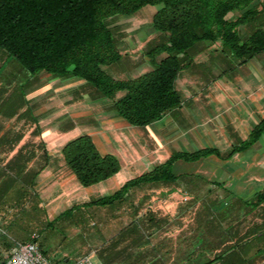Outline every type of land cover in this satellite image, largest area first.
Returning a JSON list of instances; mask_svg holds the SVG:
<instances>
[{
	"label": "crops",
	"instance_id": "0c3cea01",
	"mask_svg": "<svg viewBox=\"0 0 264 264\" xmlns=\"http://www.w3.org/2000/svg\"><path fill=\"white\" fill-rule=\"evenodd\" d=\"M120 54L121 61L129 62L127 53ZM140 60L137 63L146 67L135 77L151 69L147 58ZM239 66L224 71L226 59L217 50L208 49L198 54L192 65L180 71L175 80L181 105L159 121L140 128L121 119L113 110L111 100L91 95L84 82L52 78L46 92L50 100L49 108L43 111L45 118L33 114L38 127L33 135L44 143L48 155L35 183L37 195L44 202L42 214L53 221L63 214H74L81 205L85 213L96 209L105 215L114 211L111 224L99 231L98 260L103 264L102 257L107 264H187L186 250L211 241L208 230L213 228L189 225L184 212L167 207L176 195L167 187L169 184H161V188H157L160 184L132 187L122 200L106 206L87 203L114 194L126 182L165 162L172 153L190 154L207 149L216 153L172 164L171 171L177 165L180 170H184L185 165H194L195 176L201 177L177 179L176 182L185 186L181 192L192 195L193 199L211 198L213 201L219 194L252 201L257 193L264 192V129L255 142L248 144L251 132L264 119V66L256 56ZM241 66H246V70ZM34 127L24 137H29ZM51 128L55 130L50 131ZM80 135H88L100 154H110L117 159L119 171L114 176L82 187L67 170L60 150L66 142ZM49 137L52 139L48 141ZM192 183L193 187L188 188ZM143 190L146 193L143 192L141 199L157 202L137 210L140 198L134 201L133 194ZM261 209L264 204L258 207ZM140 217L153 219L151 223L146 220L144 227L129 225ZM48 235L50 239L51 234ZM46 241L47 237L39 243L45 254L50 247ZM52 252L54 259H49L54 263L69 262L66 250L53 248ZM261 262L264 264V259Z\"/></svg>",
	"mask_w": 264,
	"mask_h": 264
},
{
	"label": "trees",
	"instance_id": "16d2710c",
	"mask_svg": "<svg viewBox=\"0 0 264 264\" xmlns=\"http://www.w3.org/2000/svg\"><path fill=\"white\" fill-rule=\"evenodd\" d=\"M146 6L159 7L152 16L156 37L144 47L151 69L134 78L118 79L107 71L122 58L110 22L117 16H132ZM231 13L235 15L228 18ZM208 49L219 51L226 59L224 71L233 68L229 57L239 66L264 53V0H0V56L11 59L15 71L26 72L32 84L42 74L80 80L91 95L111 100L116 114L133 127L159 121L181 105L175 80L180 71L192 65L195 56ZM7 114L23 120L15 134L0 129V164L33 125L31 135L38 131L25 97H15ZM263 129L264 119L251 132L248 144L255 142ZM37 148H41L44 162L40 169H44L48 155L42 141L34 149L24 141L7 159L9 176L22 185H32L39 174L28 166ZM210 153L216 152L172 153L150 172L87 205L120 201L129 189L140 184H175L178 176L171 171L175 161H193ZM60 154L82 187L102 182L119 171L117 159L100 154L88 135L66 142ZM4 197L5 165L0 166V203ZM252 204L255 208L264 204V192L257 193ZM3 236L0 233V238ZM2 242L5 244V239Z\"/></svg>",
	"mask_w": 264,
	"mask_h": 264
},
{
	"label": "rangeland",
	"instance_id": "374dc122",
	"mask_svg": "<svg viewBox=\"0 0 264 264\" xmlns=\"http://www.w3.org/2000/svg\"><path fill=\"white\" fill-rule=\"evenodd\" d=\"M158 8V6H146L132 16H117L111 20L110 25L113 27L117 49L119 52L127 53L126 56L129 60V62L124 60L109 67L107 71L111 75L118 79H129L145 69V64L137 62L145 57V49H142L143 45L145 47L148 41L156 37V32L152 28V16ZM234 15L235 13H231L228 18ZM256 58L264 66V56L259 54ZM228 60L233 65V68L229 71L240 67L234 65L235 59L232 57H229ZM14 67L11 59L6 60L5 57L0 56V129L2 128L5 132L8 130V134L11 135L16 133V128L23 120V117L16 120L17 118H12L13 116L7 114L11 101H14V98L18 96L25 97L29 103V109L33 111V114H39L38 117H41L45 114L43 111L49 108L50 96L46 92H48L49 83L52 79V77L42 74L39 78L41 83H38L37 79L32 84L30 82L31 77L26 72L23 70L17 72ZM241 68L246 70L247 67L241 66ZM23 87L24 90H22ZM6 95L9 97H5ZM41 118L44 119L45 115ZM7 122H9V125H7ZM53 130L55 129L51 128L50 131ZM45 133H48V131ZM46 139L49 141L52 137ZM23 141L29 142L30 149H34L35 144L39 142L35 135L24 137L12 153L7 156L8 158L17 151ZM34 152L36 157L28 163V166L32 170H39V173H41L43 169L40 168L44 162L41 148H37ZM8 158L0 164L1 167L5 165V197L0 203V233L4 234L3 238H0V262L5 264V258L14 245L27 243L31 241L32 237H34L41 253L51 264H56L50 260L54 259L53 248L66 250L69 262H74L81 257H88L92 263L100 262L98 260L99 246H101L99 245V240H101L99 231H104V228L111 224L113 221L112 212L114 211H108L105 215L99 214L96 209L85 213L81 205L74 214L66 213L57 220L51 221L42 214L44 213L42 210L44 202L37 195L35 189L36 179L35 183L30 186L22 185L16 178L12 179L9 176L11 171L8 170L6 165ZM194 167V165H185L184 170H180L177 165L172 171L178 175V179L199 177V175L195 176ZM179 171L183 174H179ZM142 186L145 187L144 184ZM161 187L163 186L159 185L157 188ZM167 187L172 188L176 193L169 200L167 207L177 208L184 212L186 223L189 225L201 226L203 229H208L211 226L213 228L208 230L209 236L212 235L211 241L201 242L198 245L199 248L192 247L186 250L187 264H203L215 257L217 259L211 264L262 263L261 261L264 259V209L258 210L254 207L252 201L237 200V197L232 195L225 198V195L219 194L214 201L211 198L193 199L192 195L181 192L183 188L185 189V186L178 182L167 185ZM189 187L191 189L193 183ZM134 188H137V186ZM143 192L145 191H135V194H133L134 201L136 198H140L137 200V210L147 205L152 206L157 202L155 199L153 201L151 199H141ZM167 192L165 191V196L169 195ZM190 192L193 193V191ZM81 210L82 213L78 214ZM35 214H39V217ZM146 220L148 221L149 217H140V219L134 220L129 225L136 228L144 227L147 224ZM153 223L157 224L156 221ZM48 234H51L50 239ZM112 235L108 234L110 237ZM46 237L47 241L45 243L50 244V247L46 248L48 256L39 245ZM2 239H5V244H3ZM100 259L107 264L104 257Z\"/></svg>",
	"mask_w": 264,
	"mask_h": 264
},
{
	"label": "built area",
	"instance_id": "2783aa9c",
	"mask_svg": "<svg viewBox=\"0 0 264 264\" xmlns=\"http://www.w3.org/2000/svg\"><path fill=\"white\" fill-rule=\"evenodd\" d=\"M5 264H51L41 253L37 243L32 237L31 241L14 245L5 258ZM67 264H102L92 263L88 257H81Z\"/></svg>",
	"mask_w": 264,
	"mask_h": 264
}]
</instances>
